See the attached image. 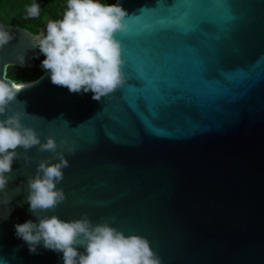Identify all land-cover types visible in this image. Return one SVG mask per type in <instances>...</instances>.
<instances>
[{"label": "water", "instance_id": "obj_1", "mask_svg": "<svg viewBox=\"0 0 264 264\" xmlns=\"http://www.w3.org/2000/svg\"><path fill=\"white\" fill-rule=\"evenodd\" d=\"M118 2L127 13L116 34L121 87L97 101L45 72L6 113L25 112L21 123L42 142L74 145L57 185L65 200L41 215L86 212L145 237L161 264H264V0ZM4 27L13 39L0 48V78L39 53L34 35ZM37 147L28 165L13 161L0 193V264H62L60 253L29 254L14 237V224L35 221L26 178L50 155Z\"/></svg>", "mask_w": 264, "mask_h": 264}, {"label": "clouds", "instance_id": "obj_2", "mask_svg": "<svg viewBox=\"0 0 264 264\" xmlns=\"http://www.w3.org/2000/svg\"><path fill=\"white\" fill-rule=\"evenodd\" d=\"M39 14L36 0L26 6L25 19ZM126 14L118 0L112 4L106 0H65L61 18L48 20L45 29L31 37V46L44 57L40 66L50 82L66 87L70 93L91 92V98L97 101L121 87L125 82L121 71L124 60L116 34L126 32ZM12 39L13 34L0 26V48ZM16 60L23 63L24 56L17 54ZM142 72V68L137 69L139 75ZM32 83L0 78V193H5L11 179L14 160L22 159L28 165L31 157L27 150L34 146L50 153L26 178L24 199L35 221L14 224V237L26 244L29 254H38L37 246L60 253L62 264H161L145 237L126 235L107 222L93 223L86 212L69 220L55 214L41 215L53 212L65 200L57 185L63 179V169L68 167L64 152L73 155L74 145L63 139L57 143L51 136L42 142L32 128L21 123L25 112L6 115L18 91ZM18 146L20 152L16 151ZM9 201L6 198L3 203Z\"/></svg>", "mask_w": 264, "mask_h": 264}, {"label": "trees", "instance_id": "obj_3", "mask_svg": "<svg viewBox=\"0 0 264 264\" xmlns=\"http://www.w3.org/2000/svg\"><path fill=\"white\" fill-rule=\"evenodd\" d=\"M33 0H0V25L14 26L36 35L45 29L47 19H60L65 0H36L40 5V14L35 18L25 19L26 6ZM112 4L115 0H106ZM40 53L34 54V64L30 68L8 67L6 78L16 82H33L46 71L40 66L43 59Z\"/></svg>", "mask_w": 264, "mask_h": 264}, {"label": "snow or ice", "instance_id": "obj_4", "mask_svg": "<svg viewBox=\"0 0 264 264\" xmlns=\"http://www.w3.org/2000/svg\"><path fill=\"white\" fill-rule=\"evenodd\" d=\"M135 79H136V78L133 77V76H129V77H128V80H129V81H132V80H135Z\"/></svg>", "mask_w": 264, "mask_h": 264}, {"label": "flooded vegetation", "instance_id": "obj_5", "mask_svg": "<svg viewBox=\"0 0 264 264\" xmlns=\"http://www.w3.org/2000/svg\"><path fill=\"white\" fill-rule=\"evenodd\" d=\"M47 21H48V19H47Z\"/></svg>", "mask_w": 264, "mask_h": 264}]
</instances>
